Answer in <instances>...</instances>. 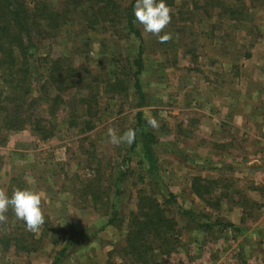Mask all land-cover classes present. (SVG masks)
<instances>
[{
	"label": "rangeland",
	"instance_id": "obj_1",
	"mask_svg": "<svg viewBox=\"0 0 264 264\" xmlns=\"http://www.w3.org/2000/svg\"><path fill=\"white\" fill-rule=\"evenodd\" d=\"M133 1L117 0L124 7ZM221 1L175 0L160 33L170 38L161 42L135 17L141 38L129 33L125 19L85 13L87 2L76 7L50 0L61 30L33 57L34 92L28 98L40 96L43 57L63 58L76 68L75 85L54 118L48 107L37 108L52 121L51 139L41 140L29 127L2 133L7 140L0 144V193L39 194L44 224L28 231L11 208L4 212L0 264H131L125 249L129 215L145 195L171 212L180 241L190 227L223 230L235 217L243 227L262 219L264 2L242 0L237 5L244 7L246 21H232ZM140 48L142 102L132 78ZM3 79L0 72V85ZM111 80L125 88L113 91ZM138 114L142 126L134 141L112 143L113 136L135 131ZM146 117L158 127L148 126ZM194 177L218 182L206 201L192 191ZM172 195L174 204H166ZM230 231L223 237L234 242ZM22 245L36 251H23ZM179 247L157 264H172Z\"/></svg>",
	"mask_w": 264,
	"mask_h": 264
},
{
	"label": "trees",
	"instance_id": "obj_2",
	"mask_svg": "<svg viewBox=\"0 0 264 264\" xmlns=\"http://www.w3.org/2000/svg\"><path fill=\"white\" fill-rule=\"evenodd\" d=\"M81 1L88 3L85 13L92 12L90 15L94 17L95 14L97 18L125 19L129 33L141 38L140 33L134 27L135 0L128 7L119 5L117 0ZM211 1L215 2V0ZM174 2L175 0H165L168 7H173ZM239 2L242 3V0H222L218 3L221 11L229 15L230 20L237 21L242 17L247 18L244 7L237 5ZM66 3L76 7L82 5L78 0H66ZM61 24L60 13L51 6L50 0H0V72L4 77L3 84L0 85V144L7 140L6 137H2L4 131L8 133L22 131L26 127L40 136L43 141L52 138L54 130L51 125L52 121L42 115L44 112H38L37 108L48 107L47 115L54 118L64 104L62 96L70 89L69 86L75 85L72 74L74 75L77 69L66 64L63 58L50 62L48 57H43L41 61L45 64L46 72L40 75L41 84L37 90L40 96L32 100L28 97L34 92L31 70L35 61L33 57L37 54L39 45L58 36ZM143 52L140 48L139 55L133 62L135 74L133 72L132 77L134 88L141 102L144 94L139 76L144 69ZM67 80L72 85L66 84ZM110 82H112L110 86L113 91L120 92L125 88L124 86L122 88L123 83L120 80ZM83 101L86 102L85 99ZM39 103L43 105L40 106ZM138 119L139 122L134 131L135 136L139 134L142 126L140 114H138ZM84 125L89 127L92 122H86ZM147 135L153 139L151 134ZM217 184L218 182L215 181L194 177L192 191L201 200L206 201V197L213 193ZM174 200L172 195L169 200H166V204L173 205ZM170 215H172L171 212L166 210L165 205L156 197L151 195L141 197L137 209L129 215L125 249L134 261L131 264H157L159 257H170L176 252L181 232L178 222ZM29 237L32 240L35 239V236ZM8 243L9 241L7 245ZM27 247L22 245L21 250L36 251L32 248L33 246Z\"/></svg>",
	"mask_w": 264,
	"mask_h": 264
},
{
	"label": "crops",
	"instance_id": "obj_3",
	"mask_svg": "<svg viewBox=\"0 0 264 264\" xmlns=\"http://www.w3.org/2000/svg\"><path fill=\"white\" fill-rule=\"evenodd\" d=\"M235 219L237 217L231 223L234 242H228V236L223 237L231 232L228 227L223 230L205 226L187 229L178 252L170 258L172 264H264V215L256 224L247 227ZM218 242L225 245V253L218 250L221 248Z\"/></svg>",
	"mask_w": 264,
	"mask_h": 264
},
{
	"label": "clouds",
	"instance_id": "obj_4",
	"mask_svg": "<svg viewBox=\"0 0 264 264\" xmlns=\"http://www.w3.org/2000/svg\"><path fill=\"white\" fill-rule=\"evenodd\" d=\"M135 22L142 25L145 33L160 37L162 30L170 23V9L165 0H135L133 6ZM170 37L164 35L160 37L161 42H165ZM146 123L151 128L158 127L155 118L146 117ZM135 139V132L129 130L123 137H112V143L118 144L121 140H126L131 144ZM9 208L16 218L22 221L28 231H36L44 224V216L41 209L40 195L29 190L17 189L13 191L11 197L0 193V221L5 219L3 215Z\"/></svg>",
	"mask_w": 264,
	"mask_h": 264
}]
</instances>
